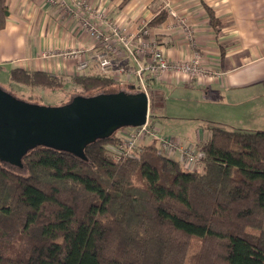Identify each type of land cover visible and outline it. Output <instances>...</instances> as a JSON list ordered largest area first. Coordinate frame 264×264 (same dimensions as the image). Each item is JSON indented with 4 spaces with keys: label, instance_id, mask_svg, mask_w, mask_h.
I'll return each mask as SVG.
<instances>
[{
    "label": "trees",
    "instance_id": "1",
    "mask_svg": "<svg viewBox=\"0 0 264 264\" xmlns=\"http://www.w3.org/2000/svg\"><path fill=\"white\" fill-rule=\"evenodd\" d=\"M156 13L152 25L167 16L163 6ZM8 15L0 0V29ZM9 79L83 97L142 93L137 81L96 71L14 67ZM209 129L199 169L154 141L116 160L117 129L79 154L38 142L24 173L0 162V264H264V130Z\"/></svg>",
    "mask_w": 264,
    "mask_h": 264
},
{
    "label": "crops",
    "instance_id": "2",
    "mask_svg": "<svg viewBox=\"0 0 264 264\" xmlns=\"http://www.w3.org/2000/svg\"><path fill=\"white\" fill-rule=\"evenodd\" d=\"M87 1L102 4L108 19L126 26L135 25L140 16H154L156 4L161 1L172 5L194 29L204 68L220 72L221 75L218 78L207 75L188 78L164 73L155 80L147 77L148 86L153 87L159 95L176 93L180 101L184 98L199 101V107L205 108V111L196 113L178 109L184 114L183 117L192 116L227 130H264V0ZM6 2L9 15L5 26L0 29V67L16 63L19 64L17 67L24 69L62 74L99 72L94 62H90L80 72L76 70V59L42 56L43 51L52 48H83L87 55L103 49L102 44L94 42L80 29L76 17L65 16L61 8L50 5L45 0ZM203 4L211 7L221 21L218 33L210 25ZM169 20L170 17L166 16L164 22L157 27L160 46L169 59L186 58L191 53L189 44L179 27L175 26L171 30L165 27ZM93 22L101 30L108 31L103 22L95 19ZM116 46L119 52L109 53V58L114 64L125 67L126 71L115 77L122 83L130 84L136 81L132 73L134 62L123 47L118 43ZM181 107L183 108V104ZM168 110L172 108L169 107ZM149 112L150 107L148 114ZM164 116L166 119L170 118L169 113ZM190 128L195 132L194 138L186 132L172 129H168L170 135H162L174 139L182 147L200 151L209 138L210 131L207 134L201 124ZM120 131L119 133L126 134L128 128H121ZM174 133L186 134L187 138L174 137ZM168 155L181 161L178 151Z\"/></svg>",
    "mask_w": 264,
    "mask_h": 264
},
{
    "label": "built area",
    "instance_id": "3",
    "mask_svg": "<svg viewBox=\"0 0 264 264\" xmlns=\"http://www.w3.org/2000/svg\"><path fill=\"white\" fill-rule=\"evenodd\" d=\"M47 2L56 5L59 9L61 8L65 16L76 17L80 29L85 31L94 42L102 44L103 49L95 51L92 55H87L83 48H52L42 52L44 57L59 56L63 59H76V70L80 72L84 71L90 62H94L100 73L118 72L119 74L125 72L126 68L123 66L113 68L114 63L109 58V53L119 52L116 46L118 43L134 62L133 76L140 84L147 98V77L155 80L161 78L164 73H173L188 78L207 74V69L202 65V54L194 37V29L191 25L188 26L186 18L175 12L172 7L168 6V12L171 17L166 22L165 27L173 28L176 26L181 28L180 30H183L184 37L192 47L189 56L182 59H169L164 55L158 41L148 31L149 18L145 17L144 21H141L143 25L141 24L139 27L131 29L126 25H120L108 19L102 4L89 3L87 0H47ZM94 19L97 22H103L107 26L108 31L101 30L97 23L93 22ZM220 75V72L209 71L208 76L218 78ZM147 121L140 126L128 127L126 134L122 133L121 142L111 147L118 159L133 152L138 147L137 144L141 137L154 136L159 140L160 152L165 154L180 152L181 161H183L185 168L194 169L200 163L202 157L200 151L182 147L174 139L159 135L156 131H151Z\"/></svg>",
    "mask_w": 264,
    "mask_h": 264
},
{
    "label": "water",
    "instance_id": "4",
    "mask_svg": "<svg viewBox=\"0 0 264 264\" xmlns=\"http://www.w3.org/2000/svg\"><path fill=\"white\" fill-rule=\"evenodd\" d=\"M3 95L0 89V112L4 113L7 124L0 134V146L4 138L14 136L18 141L24 137L19 143L31 140L33 147L38 142L55 141L54 145L72 148L78 154L83 145L93 139L121 127L143 125L149 109V100L144 92L113 97L76 95L70 103L59 107L23 101L10 104Z\"/></svg>",
    "mask_w": 264,
    "mask_h": 264
},
{
    "label": "rangeland",
    "instance_id": "5",
    "mask_svg": "<svg viewBox=\"0 0 264 264\" xmlns=\"http://www.w3.org/2000/svg\"><path fill=\"white\" fill-rule=\"evenodd\" d=\"M45 2L48 3L47 0H45ZM88 2L92 3L90 1H88ZM96 4H97V2H96ZM50 5H53V4H50ZM156 5H157L156 8H159L160 6H163V9L166 8L167 10L166 9L165 10H166L167 16H169V17H171V16L168 12V6L172 7L175 10V12H177L176 9L172 5L167 3L166 1L165 2L161 1L160 3H158ZM155 14H157V13L155 12ZM154 16H151L148 19L149 21H148L147 28H148L149 33L152 34V37L156 38V40L159 43V38H157L158 32H159V29L157 28L158 25H152L151 24V20ZM144 18H145L144 16H140L136 20V24L133 25L134 27L130 26V24H129L128 28L132 29V28L139 27L142 24L141 21L142 22L144 21L143 20ZM172 19L174 20L173 17H172ZM188 26H190V24H188ZM168 30H171V28H168ZM154 31H155V33H154ZM181 31H182L183 36H185L183 30H181ZM160 45L161 44L159 43V46ZM189 47H190V49H192L191 45H189ZM160 48L162 49V52L166 56L163 47L160 46ZM200 51H201V49H200ZM17 66H19V64L13 63L10 65L9 64H3L2 67H0V89L3 91L11 92L17 98L28 100L32 103L37 104V105H42V106H46V107H59V106L65 105L67 103H70L72 101V97L75 96V94H76L75 91H69L68 93H66V92H63L61 90H47V89L40 88V87H29L26 85L11 82L9 79V71L11 68H14ZM117 67H120V65H116V64L113 65V68H117ZM206 71H207L206 75L208 76L209 71H211V70H206ZM107 74L108 75L114 74V77H115V75H118V73H107ZM151 80H154V79L152 78ZM148 85L149 84L147 82V86ZM70 88H71V86L66 87L67 90H70ZM140 88H141V86H140ZM141 90H142V88H141ZM146 90H147V94H148V99H150L151 103H152V106L150 108V112L148 114V121H147V124H148L151 131H156L159 135H162V134L170 135L168 133V132H170L168 129H170V130L172 129L174 131L186 132L189 135L193 136L192 138H194L195 132L190 127L191 126L194 127L195 125L201 124L202 129H204L206 131V133L209 134V131H210L209 128L212 127L213 124H211L210 122H205L201 119H196V118H194L192 116H188V115L186 117H183L184 114L179 112V110H178V109H180V110L183 109V111L187 110V111H190V113L203 112V111H205V108L199 107V105H201V103L199 101H197V102L192 101V100L190 101L186 98H184V100L180 101V99H178V97L176 96V93L170 94V92H169V94L164 93L162 95H159V94H157L158 92L153 87L150 88L149 86L146 88ZM142 92H143V90H142ZM181 104H183V108L181 107ZM169 107L172 108V110H168ZM201 110H203V111H201ZM168 113L170 115V118L166 119V116H164V115H166ZM191 115H194V114H191ZM190 118H193V119H190ZM214 126H218V125H214ZM125 127L128 128L131 126H125ZM125 127H123V128H125ZM220 127H222V126H220ZM193 129H195V128H193ZM119 130L120 129L118 128L116 130V132H118ZM174 134H175L174 137H182L183 139L187 138L186 134H183V135L180 133H174ZM151 141L156 142V145H157L158 150H159L160 149L159 140L157 138H155L154 136H146L145 138L141 137L138 141V144H137L138 147L135 150L141 151V149L144 147V145L147 144L148 142H151ZM199 145L200 144H198V146ZM198 146H196V147H198ZM114 158L116 160L122 159V157L118 159L116 156ZM0 162L3 163L4 166H6L7 168L11 169L14 172L24 173V171H25L24 165H22L21 167H17L16 165H14L10 162H3V161H0ZM181 163H182V165H184L183 161H181ZM199 164L194 169H199L200 168Z\"/></svg>",
    "mask_w": 264,
    "mask_h": 264
},
{
    "label": "flooded vegetation",
    "instance_id": "6",
    "mask_svg": "<svg viewBox=\"0 0 264 264\" xmlns=\"http://www.w3.org/2000/svg\"><path fill=\"white\" fill-rule=\"evenodd\" d=\"M4 93V98L6 99L7 102L14 103L15 101H23L27 104H30L32 102L28 101V100H24V99H20L17 98L16 96H14L11 92H7V91H3ZM2 96V95H1ZM9 100V101H8ZM4 103V101H3ZM2 106V101L0 99V110ZM14 111V110H13ZM4 113L0 112V134L3 133L4 128L7 126V124H5L4 122ZM148 120V119H147ZM9 136H11L10 134H8ZM14 136L8 137V138H13ZM8 138H4L1 142L3 143L2 146H0V161L3 162H10L14 165H16L17 167H21L23 165V156H25L32 148L33 145V141H29V142H24V143H19V141H21L23 138H19L21 140H15V138L11 139L10 141L8 140ZM47 142V141H46ZM51 142V141H49Z\"/></svg>",
    "mask_w": 264,
    "mask_h": 264
},
{
    "label": "bare ground",
    "instance_id": "7",
    "mask_svg": "<svg viewBox=\"0 0 264 264\" xmlns=\"http://www.w3.org/2000/svg\"><path fill=\"white\" fill-rule=\"evenodd\" d=\"M149 110V109H148ZM147 119H148V113H147Z\"/></svg>",
    "mask_w": 264,
    "mask_h": 264
}]
</instances>
